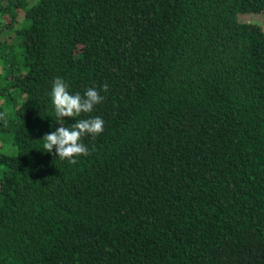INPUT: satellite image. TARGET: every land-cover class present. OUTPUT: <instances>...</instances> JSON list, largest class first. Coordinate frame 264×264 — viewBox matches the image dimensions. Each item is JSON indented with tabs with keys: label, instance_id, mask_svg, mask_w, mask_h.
Returning <instances> with one entry per match:
<instances>
[{
	"label": "trees",
	"instance_id": "1",
	"mask_svg": "<svg viewBox=\"0 0 264 264\" xmlns=\"http://www.w3.org/2000/svg\"><path fill=\"white\" fill-rule=\"evenodd\" d=\"M262 12L0 0V264H264ZM57 78L104 97L75 165L41 151Z\"/></svg>",
	"mask_w": 264,
	"mask_h": 264
},
{
	"label": "clouds",
	"instance_id": "2",
	"mask_svg": "<svg viewBox=\"0 0 264 264\" xmlns=\"http://www.w3.org/2000/svg\"><path fill=\"white\" fill-rule=\"evenodd\" d=\"M107 90V84L103 85V91L107 92ZM50 99L56 122L60 126L55 131L45 133L41 151L75 165L78 162L77 158L90 154L87 146L81 143L82 138L86 136L94 138L104 129V121L98 116L87 119H78V117L82 114H90L104 97L94 88H88L83 95L71 94L66 82L57 78L52 84ZM65 118H74L76 122L66 127ZM0 119H4L2 114Z\"/></svg>",
	"mask_w": 264,
	"mask_h": 264
},
{
	"label": "rangeland",
	"instance_id": "3",
	"mask_svg": "<svg viewBox=\"0 0 264 264\" xmlns=\"http://www.w3.org/2000/svg\"><path fill=\"white\" fill-rule=\"evenodd\" d=\"M248 18L253 19L254 21L258 22L264 28V12L262 13H255V14H247Z\"/></svg>",
	"mask_w": 264,
	"mask_h": 264
}]
</instances>
